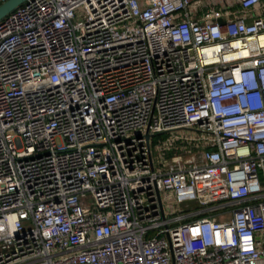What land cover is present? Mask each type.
Listing matches in <instances>:
<instances>
[{
  "label": "built area",
  "instance_id": "1",
  "mask_svg": "<svg viewBox=\"0 0 264 264\" xmlns=\"http://www.w3.org/2000/svg\"><path fill=\"white\" fill-rule=\"evenodd\" d=\"M203 1L0 19V264H264V0Z\"/></svg>",
  "mask_w": 264,
  "mask_h": 264
},
{
  "label": "rangeland",
  "instance_id": "2",
  "mask_svg": "<svg viewBox=\"0 0 264 264\" xmlns=\"http://www.w3.org/2000/svg\"><path fill=\"white\" fill-rule=\"evenodd\" d=\"M232 0H204L200 6V8L202 10H199L200 11H205L207 10L208 8L214 6L215 8H218V7H225L226 5L230 4ZM174 135H180L182 137H185V136H189V137H197L199 135V132L197 130H195L194 128H189V129H179V130H175V131H171V132H168V133H160V134H156V135H153L150 137V143H151V149H152V154L154 156V161L155 163L160 160L161 162H164V160H168V158L170 156H172L175 151L174 149H171L169 151H164L162 153L161 156H159L157 154V152L155 151V145L156 144H159V143H165L167 139H170L172 138ZM170 143H174L175 145H185L187 148L190 147L191 143H195V141H186V140H177L175 142H170ZM165 203H167V207L169 209H171V212H175L177 210V207H173V200L172 199H169V200H166L164 199ZM167 213H170V212H167Z\"/></svg>",
  "mask_w": 264,
  "mask_h": 264
},
{
  "label": "water",
  "instance_id": "3",
  "mask_svg": "<svg viewBox=\"0 0 264 264\" xmlns=\"http://www.w3.org/2000/svg\"><path fill=\"white\" fill-rule=\"evenodd\" d=\"M24 1L25 0H5L2 2L0 4V19Z\"/></svg>",
  "mask_w": 264,
  "mask_h": 264
}]
</instances>
